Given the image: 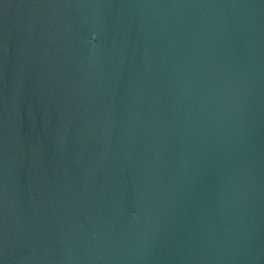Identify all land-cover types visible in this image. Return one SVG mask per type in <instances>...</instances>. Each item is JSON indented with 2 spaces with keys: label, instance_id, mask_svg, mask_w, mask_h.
<instances>
[{
  "label": "water",
  "instance_id": "water-1",
  "mask_svg": "<svg viewBox=\"0 0 264 264\" xmlns=\"http://www.w3.org/2000/svg\"><path fill=\"white\" fill-rule=\"evenodd\" d=\"M0 264H264V0H0Z\"/></svg>",
  "mask_w": 264,
  "mask_h": 264
}]
</instances>
